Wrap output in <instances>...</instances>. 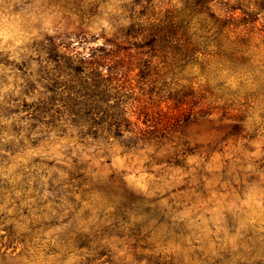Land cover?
<instances>
[{"label":"rangeland","instance_id":"rangeland-1","mask_svg":"<svg viewBox=\"0 0 264 264\" xmlns=\"http://www.w3.org/2000/svg\"><path fill=\"white\" fill-rule=\"evenodd\" d=\"M237 1L264 11V0ZM183 2L0 0V264H264L261 22L188 71L209 81L210 117L174 128L164 101L175 91L145 89L147 108L131 121L178 129L160 144L83 139L56 108L35 119L49 95L28 78L45 36L84 35L92 48L131 18L176 15Z\"/></svg>","mask_w":264,"mask_h":264},{"label":"trees","instance_id":"trees-1","mask_svg":"<svg viewBox=\"0 0 264 264\" xmlns=\"http://www.w3.org/2000/svg\"><path fill=\"white\" fill-rule=\"evenodd\" d=\"M130 20L137 23L127 32L111 38L100 35L103 42L92 48L85 47L89 41L84 35L44 37L38 46L43 58L28 78V82L42 84L44 95H49L39 102L37 121L56 108L83 139L100 142L107 136L131 147L160 144L169 131L178 129L150 130L131 121L139 120L147 108L145 89L165 83L166 92L175 91L164 101L173 103L168 121L174 128L190 118L210 117L215 107L209 81L188 78L192 76L188 71L201 64L209 67L222 48L229 49L228 35L249 32L258 22L264 27V11L250 10L237 0H184L176 15L157 18L142 13ZM229 44L240 47L237 42ZM80 46L82 51H78ZM104 107L109 116L102 117ZM106 119L115 129L101 127Z\"/></svg>","mask_w":264,"mask_h":264}]
</instances>
